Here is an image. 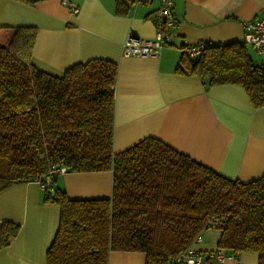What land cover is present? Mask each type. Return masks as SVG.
Here are the masks:
<instances>
[{
	"label": "trees",
	"instance_id": "trees-1",
	"mask_svg": "<svg viewBox=\"0 0 264 264\" xmlns=\"http://www.w3.org/2000/svg\"><path fill=\"white\" fill-rule=\"evenodd\" d=\"M35 35L32 25L0 26V192L43 180L51 165L112 172L111 195L100 198H69L52 177L42 200L59 206V221L46 264H108L112 250L171 264L213 222L216 247L255 252L264 264V172L231 179L154 136L114 153L117 64L91 58L46 72L32 62ZM176 70L239 85L253 107L264 106V63L239 41L207 43L195 59L182 53ZM18 230L0 222V249Z\"/></svg>",
	"mask_w": 264,
	"mask_h": 264
},
{
	"label": "crops",
	"instance_id": "crops-1",
	"mask_svg": "<svg viewBox=\"0 0 264 264\" xmlns=\"http://www.w3.org/2000/svg\"><path fill=\"white\" fill-rule=\"evenodd\" d=\"M39 0L27 4L0 0V26L32 25L33 64L59 74L77 62L104 58L117 64L114 84L113 152L154 136L218 173L242 181L264 172V106H252L243 88L208 85L200 76L176 70L182 47L195 42L239 41L243 22L264 16V0H174L177 27L156 55L123 56L126 35L152 37L159 0ZM251 50V49H250ZM257 63L263 58L251 50ZM51 186L72 199L109 197L112 172L57 174ZM36 182L0 192V222L19 224L10 244L0 249V264H46L45 251L59 221V206L42 200ZM217 229L195 244L216 247ZM220 264H258L257 253L234 252ZM108 264H145L141 251L112 250Z\"/></svg>",
	"mask_w": 264,
	"mask_h": 264
},
{
	"label": "built area",
	"instance_id": "built-area-1",
	"mask_svg": "<svg viewBox=\"0 0 264 264\" xmlns=\"http://www.w3.org/2000/svg\"><path fill=\"white\" fill-rule=\"evenodd\" d=\"M61 2L69 5L73 11L76 10V7L67 0H61ZM152 20L155 26L154 35L148 38L126 35L121 43L123 56L156 55L163 44L173 38L177 27L174 0H159V5L153 12ZM239 42L261 55L264 63V16L259 19H247L243 22V34ZM206 45V42L201 41L185 45L182 47V53L190 59H195L202 53ZM54 171L58 174L65 170L63 167L51 165L42 175L43 180L35 181L40 189L45 190L51 184L52 172ZM208 229H216V224L214 222L209 223L203 231L195 236L193 242L171 261V264H205L206 261L220 264L227 259H232L234 252L225 248L200 249L195 247V244L202 240L203 232Z\"/></svg>",
	"mask_w": 264,
	"mask_h": 264
},
{
	"label": "water",
	"instance_id": "water-1",
	"mask_svg": "<svg viewBox=\"0 0 264 264\" xmlns=\"http://www.w3.org/2000/svg\"><path fill=\"white\" fill-rule=\"evenodd\" d=\"M52 177H53V180L55 181L56 180V177H57V172H52ZM48 191L50 192V193H53V189H51V188H49L48 189Z\"/></svg>",
	"mask_w": 264,
	"mask_h": 264
}]
</instances>
